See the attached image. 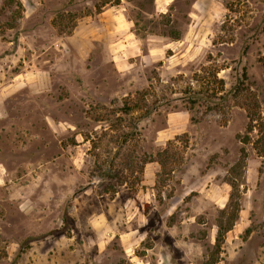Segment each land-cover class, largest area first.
Returning <instances> with one entry per match:
<instances>
[{
  "label": "rangeland",
  "instance_id": "374dc122",
  "mask_svg": "<svg viewBox=\"0 0 264 264\" xmlns=\"http://www.w3.org/2000/svg\"><path fill=\"white\" fill-rule=\"evenodd\" d=\"M262 56L264 0H0V264H256Z\"/></svg>",
  "mask_w": 264,
  "mask_h": 264
},
{
  "label": "trees",
  "instance_id": "16d2710c",
  "mask_svg": "<svg viewBox=\"0 0 264 264\" xmlns=\"http://www.w3.org/2000/svg\"><path fill=\"white\" fill-rule=\"evenodd\" d=\"M173 40H178V35L172 36ZM261 60V64L262 67L264 69V56H262L260 58ZM219 84H222V81L219 80L218 82ZM234 93L233 94H228L226 93L225 95H221L220 97H218V100H227L228 96H231L232 98H236L237 95L239 94V92H237V86H234ZM223 88L220 89V92H223ZM238 93V94H237ZM193 94L195 95L194 97L189 99V103L191 104V107H193L194 105L197 104V100H203V103H213L212 101L208 100V97L210 96H200L197 93L193 92ZM224 94V93H223ZM214 95V94H213ZM244 109L246 112V118L248 119V130L249 131H253L256 130L257 131V139L254 142V148L256 150H258V153H263L262 151H264V107L262 110V105L261 103L256 99V97L254 95H252L250 92H248L246 90V99L244 100ZM127 109V108H125ZM128 111V110H127ZM125 114H128L130 112H124ZM126 140H124L125 142ZM233 198V195H230V202ZM234 220L231 222V224H229V226L226 228V231L230 230L231 227L233 226ZM224 229L222 226H218V230L215 236V242H214V252L217 253L220 249V244L222 242V237H223V232ZM246 232H248V230H246Z\"/></svg>",
  "mask_w": 264,
  "mask_h": 264
},
{
  "label": "crops",
  "instance_id": "0c3cea01",
  "mask_svg": "<svg viewBox=\"0 0 264 264\" xmlns=\"http://www.w3.org/2000/svg\"><path fill=\"white\" fill-rule=\"evenodd\" d=\"M134 231L130 232V233H125L124 236H128V235H131L130 237V242H125L123 243L124 247H125V251H129L133 249V247L135 246L136 243H138V239H137V236H134ZM123 236V235H122ZM134 236V238H133ZM120 239L122 240V238L120 237ZM124 239V238H123ZM162 260H165L166 257H165V254H162ZM256 264H264V253H260L257 260H256Z\"/></svg>",
  "mask_w": 264,
  "mask_h": 264
}]
</instances>
